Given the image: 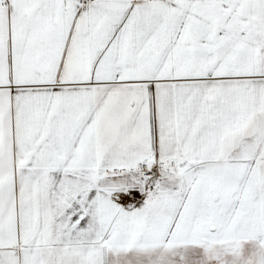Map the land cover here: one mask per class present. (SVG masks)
Listing matches in <instances>:
<instances>
[{
  "label": "snow or ice",
  "instance_id": "obj_1",
  "mask_svg": "<svg viewBox=\"0 0 264 264\" xmlns=\"http://www.w3.org/2000/svg\"><path fill=\"white\" fill-rule=\"evenodd\" d=\"M0 264H264V0H0Z\"/></svg>",
  "mask_w": 264,
  "mask_h": 264
}]
</instances>
